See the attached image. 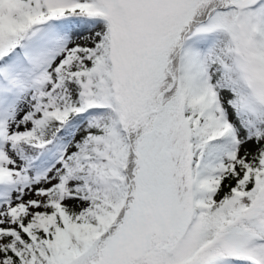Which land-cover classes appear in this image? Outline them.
Segmentation results:
<instances>
[{
    "label": "snow or ice",
    "instance_id": "snow-or-ice-1",
    "mask_svg": "<svg viewBox=\"0 0 264 264\" xmlns=\"http://www.w3.org/2000/svg\"><path fill=\"white\" fill-rule=\"evenodd\" d=\"M0 264H264V0H0Z\"/></svg>",
    "mask_w": 264,
    "mask_h": 264
}]
</instances>
